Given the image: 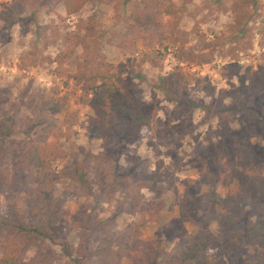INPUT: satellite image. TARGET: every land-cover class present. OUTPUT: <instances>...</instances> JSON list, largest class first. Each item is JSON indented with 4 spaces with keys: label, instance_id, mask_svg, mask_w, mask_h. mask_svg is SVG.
<instances>
[{
    "label": "rangeland",
    "instance_id": "obj_1",
    "mask_svg": "<svg viewBox=\"0 0 264 264\" xmlns=\"http://www.w3.org/2000/svg\"><path fill=\"white\" fill-rule=\"evenodd\" d=\"M70 1L80 2L78 12L68 14L66 0H0V116L6 113L14 124L0 155L13 169L14 150L58 119L67 156L51 168L83 170L87 189L77 179L56 183V193L66 195L60 223L66 233L56 243L46 241L44 253L55 264H67L79 241L74 223L94 209L105 222L101 236L128 235L131 248L118 264H154L194 228L190 217L199 213L185 185L200 178L203 166L212 168L222 147L235 148L242 138L256 149L264 144V127L253 129L264 120V0H165L159 26L143 28L130 19L141 0ZM74 33L86 34V41L71 54L63 36ZM184 40L185 47L209 50L213 62L179 61ZM102 62L116 66L140 109L160 121V136L151 125L141 128L134 143L118 134L96 136L92 109L79 95L90 91V77ZM36 95H52L58 113L50 115L39 100L38 107L30 105ZM159 160L164 175L152 191L147 174ZM36 173L26 175L30 190ZM5 193L0 186V204ZM211 228L216 237L211 253L219 264H248L264 252ZM111 248L116 250L117 242ZM35 251L29 249L27 259ZM103 262L100 256L97 264Z\"/></svg>",
    "mask_w": 264,
    "mask_h": 264
},
{
    "label": "trees",
    "instance_id": "obj_2",
    "mask_svg": "<svg viewBox=\"0 0 264 264\" xmlns=\"http://www.w3.org/2000/svg\"><path fill=\"white\" fill-rule=\"evenodd\" d=\"M141 2L139 12L130 18L134 25L139 28L158 27L160 5L165 0ZM80 5V2L66 0L67 13L78 12ZM63 39L65 44H71L68 49L72 54V48L86 41V34H69ZM185 41L179 48V61L199 64L213 62L209 50L198 52L185 47ZM162 45L167 46L166 42ZM90 81V91L79 95V99L92 109L90 125L97 132V137L118 134L127 143H134L141 128L147 125H151L158 136L161 135L160 121H152L140 109L136 98L120 83L114 64L102 62ZM38 100L50 115L58 113L57 102L52 95H36L32 97L30 105L38 107ZM263 127L264 120L256 121L254 132H262ZM13 133L12 118L3 113L0 116V152L6 149V141ZM63 134L62 122L51 119L41 126L34 138H30L29 144L20 145L14 150L16 161L13 169L0 155V186H6L4 203L0 204V264H55L44 249L46 241L56 243V239L64 237L66 233L60 226L64 218L61 210L66 195L56 193V183L62 178L77 179L87 189V176L83 170L70 167L58 173L51 168L54 161L67 156L60 147ZM212 163L211 169L203 166L200 178L185 185V195L199 213L190 217L194 228L181 236L154 264H219L211 253L216 240L211 228L213 224L222 236H228L236 243L243 240L264 250V211L259 210L260 205H264V144L256 149L247 138H242L235 148L224 146L219 149ZM161 167L162 161L159 160L155 170L147 174V186L152 191H156L164 175ZM30 170H36L38 177L32 190L26 183ZM118 181L119 178L115 176L113 183L117 184ZM21 191L25 193L21 195ZM108 198H112V193ZM246 205L249 210H246ZM93 212L94 209L83 214L74 223L79 232V241L74 256L67 264H97L100 256L103 257L102 264H118L130 250L126 233L116 239L101 236L105 222L97 212ZM116 242L117 249L112 250L111 246ZM31 248L36 250L35 255L27 259V251ZM248 264H264V252L254 254Z\"/></svg>",
    "mask_w": 264,
    "mask_h": 264
}]
</instances>
